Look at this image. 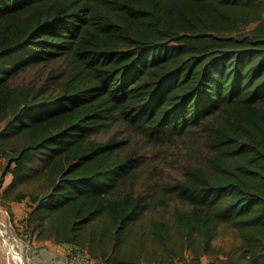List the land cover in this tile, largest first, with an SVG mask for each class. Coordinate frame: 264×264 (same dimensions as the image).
<instances>
[{
  "label": "trees",
  "instance_id": "1",
  "mask_svg": "<svg viewBox=\"0 0 264 264\" xmlns=\"http://www.w3.org/2000/svg\"><path fill=\"white\" fill-rule=\"evenodd\" d=\"M57 61L52 93L14 84ZM112 122L199 156L142 180L127 141L97 139ZM0 166L33 241L96 264H264V0H0Z\"/></svg>",
  "mask_w": 264,
  "mask_h": 264
},
{
  "label": "rangeland",
  "instance_id": "2",
  "mask_svg": "<svg viewBox=\"0 0 264 264\" xmlns=\"http://www.w3.org/2000/svg\"><path fill=\"white\" fill-rule=\"evenodd\" d=\"M69 70L70 67L64 61L34 66L20 74L14 84L31 87L35 90L41 88L47 93H52L64 80ZM111 137L127 141L128 150L139 155L138 159L144 163V168L141 170L142 180L158 178L162 183H171L175 179H179L181 169L188 162L194 161L199 156L190 148V144L193 143L191 137L164 147L149 145L138 134L131 132L119 122L109 124L98 134L97 139L106 141ZM7 178L9 177L5 178L4 183L0 182V185L3 183L2 188L6 186ZM0 253L3 261L4 248L1 241Z\"/></svg>",
  "mask_w": 264,
  "mask_h": 264
},
{
  "label": "built area",
  "instance_id": "3",
  "mask_svg": "<svg viewBox=\"0 0 264 264\" xmlns=\"http://www.w3.org/2000/svg\"><path fill=\"white\" fill-rule=\"evenodd\" d=\"M0 241L4 248V264H35L40 257L35 242L27 236L23 225L11 220L8 211L0 206ZM15 223V224H14ZM66 264H94L86 255L70 251L64 259Z\"/></svg>",
  "mask_w": 264,
  "mask_h": 264
},
{
  "label": "crops",
  "instance_id": "4",
  "mask_svg": "<svg viewBox=\"0 0 264 264\" xmlns=\"http://www.w3.org/2000/svg\"><path fill=\"white\" fill-rule=\"evenodd\" d=\"M10 182V177L7 178L6 185ZM11 211L13 215V222H20L26 215L27 208L25 202L15 203L11 205ZM0 221H4L3 217L0 215ZM3 223V222H2ZM36 246L38 247V251L40 253V257L35 264H66L64 259L68 252L72 251L70 247L66 245L55 244L51 241L45 242H36L34 241ZM0 264H4L1 258L0 253ZM94 264H96L94 262ZM202 264H208L207 259L202 260Z\"/></svg>",
  "mask_w": 264,
  "mask_h": 264
}]
</instances>
